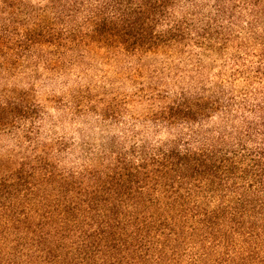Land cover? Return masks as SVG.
I'll list each match as a JSON object with an SVG mask.
<instances>
[{"label":"trees","instance_id":"obj_1","mask_svg":"<svg viewBox=\"0 0 264 264\" xmlns=\"http://www.w3.org/2000/svg\"><path fill=\"white\" fill-rule=\"evenodd\" d=\"M261 1L51 5L58 19L81 17L89 40L135 54L227 44L236 9L259 20ZM258 57L252 76L237 57L234 76L264 83ZM173 105L162 121L190 134L134 146L102 169L66 173L43 157L0 165V264H264V87Z\"/></svg>","mask_w":264,"mask_h":264},{"label":"rangeland","instance_id":"obj_2","mask_svg":"<svg viewBox=\"0 0 264 264\" xmlns=\"http://www.w3.org/2000/svg\"><path fill=\"white\" fill-rule=\"evenodd\" d=\"M52 6L0 0L1 166L43 157L66 173L102 169L134 146L190 134L182 121H162L184 95L208 99L222 88L264 87L248 74L234 76L237 57L251 76L259 65L263 1L255 7L259 20L251 6L236 9L227 44L194 41L135 54L89 40L81 17L58 19Z\"/></svg>","mask_w":264,"mask_h":264}]
</instances>
